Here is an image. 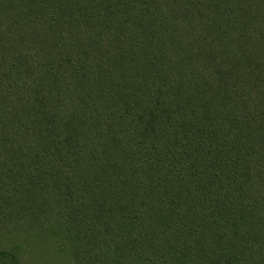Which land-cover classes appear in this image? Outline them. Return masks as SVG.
<instances>
[{"label": "trees", "instance_id": "16d2710c", "mask_svg": "<svg viewBox=\"0 0 264 264\" xmlns=\"http://www.w3.org/2000/svg\"><path fill=\"white\" fill-rule=\"evenodd\" d=\"M25 255L264 264V0H0V264Z\"/></svg>", "mask_w": 264, "mask_h": 264}, {"label": "rangeland", "instance_id": "374dc122", "mask_svg": "<svg viewBox=\"0 0 264 264\" xmlns=\"http://www.w3.org/2000/svg\"><path fill=\"white\" fill-rule=\"evenodd\" d=\"M12 239H13V237H8V238H6V240L8 241H12ZM6 247V246H5ZM42 251V249H37L36 250V252H37V254L39 253V252H41ZM36 257V256H35ZM40 258L41 257H39V258H37L38 260H36V262H40L41 260H40ZM28 259H29V256L27 257V255H25L24 256V258L23 259H21V262L23 263V264H38V263H36L35 261H28ZM42 262H43V260H42Z\"/></svg>", "mask_w": 264, "mask_h": 264}]
</instances>
